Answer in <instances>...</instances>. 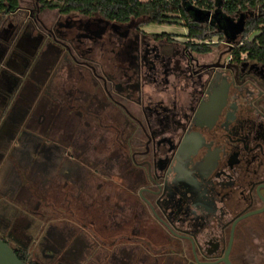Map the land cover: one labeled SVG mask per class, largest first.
<instances>
[{"label":"flooded vegetation","instance_id":"flooded-vegetation-1","mask_svg":"<svg viewBox=\"0 0 264 264\" xmlns=\"http://www.w3.org/2000/svg\"><path fill=\"white\" fill-rule=\"evenodd\" d=\"M53 11L34 0L0 23L1 70L22 36L36 45L0 109V133L22 111L0 147V238L39 264H264V64L234 57L226 16L204 21L218 40L200 52ZM70 124L100 133L101 160ZM83 177L111 204L87 203Z\"/></svg>","mask_w":264,"mask_h":264},{"label":"trees","instance_id":"trees-1","mask_svg":"<svg viewBox=\"0 0 264 264\" xmlns=\"http://www.w3.org/2000/svg\"><path fill=\"white\" fill-rule=\"evenodd\" d=\"M41 3L66 16L100 17L122 25L137 21L136 29L147 24L180 25L187 29L188 45L200 52L211 50L212 39L218 32L215 25L198 21L191 7L219 11L223 15L247 12L244 30L236 41L233 55L237 59L264 64V0H41ZM22 6V0H0V23ZM171 36L167 32L155 34L156 38L170 39ZM17 253L26 264H39L26 251Z\"/></svg>","mask_w":264,"mask_h":264},{"label":"rangeland","instance_id":"rangeland-1","mask_svg":"<svg viewBox=\"0 0 264 264\" xmlns=\"http://www.w3.org/2000/svg\"><path fill=\"white\" fill-rule=\"evenodd\" d=\"M23 2V6L24 7H29L32 5V3L34 2V0H22ZM57 14V11H53V12H50V14ZM246 13H236V14H233V15H230L232 16V18L235 20V21H238L241 17V14H244L245 15V18H246ZM228 14H225L224 16H227ZM68 19H71V21L73 23H76L75 25L77 26H84L86 28H97V31L98 33H101L103 30H107L106 32H113L115 33L116 36H122V37H126L128 34H133V32H137L136 30V27H137V21H134L132 23H129V24H116V23H110V22H107L103 19H101L100 17H92V18H86V17H83V16H80V15H76V14H73L72 17H69ZM143 26V25H142ZM204 26V24H203ZM4 31L2 33V37L3 39L5 37H7V29L10 28L9 25L6 23L4 25ZM143 29L147 32V33H160V32H163V31H166V32H169V33H172L174 34V36L176 38H178V41L180 42H184L186 40V34H187V29H185L184 27L180 26V25H158V24H147L145 26H143ZM146 38V37H145ZM21 39H26L25 37H21ZM35 39V38H33ZM148 40V38H146ZM214 40H218V38H214ZM1 42V41H0ZM28 43H31L30 41H27ZM32 45H34L33 43H31ZM0 45L3 46V42L0 43ZM1 46V47H2ZM30 53V51L28 52V54ZM110 58L111 56L113 55H109L107 54ZM14 56H18L20 58H26L27 57V54H24L23 50H22V47L20 45V43L18 44V47L17 49L15 50L14 52ZM24 58L22 60H24ZM108 118V117H107ZM77 127V126H76ZM77 128L75 129V125L73 124H70L68 125V128L66 127V130H63L61 133L63 134V136H67V138H70V136H72V134L74 133L75 135L77 134L78 138L77 140H79L80 142V148L81 150H85V154H82V156H87L88 158H92L93 159V162L96 163L98 162V159L101 160V158H98L97 155H100V154H103L102 153V149H103V144L102 142L99 141V139L101 138L99 135L100 133L93 130V129H88V128H82L78 131H76ZM96 138L98 139L97 141H94L96 140ZM99 144V146H95L96 144ZM112 162H109L106 166H110ZM91 166V163H89L87 166L83 165V168H82V171L84 172V175H88L89 171H87L86 169L90 170V167ZM86 168V169H84ZM52 173V172H51ZM73 183V181H71ZM82 182H83V185H82ZM74 185V184H73ZM77 188L76 189H81V187H83V195L84 193L87 194L86 196V201L87 203H90L92 201L95 200V198L97 197L99 199V203L101 204L102 203V197L105 198V201L106 202H112V200L109 198V194L112 193V190L114 189L111 185V187H109V185H103L102 184V179L98 178H88L86 179L85 177L82 178V181L79 180V183L78 185H76ZM97 188H99V191H97ZM54 188V186L52 187ZM115 191V189H114ZM96 192L98 193V195L96 194ZM116 192H118L116 190ZM121 193V191H120ZM120 195V194H119ZM121 198V197H120ZM119 197H115V199L113 200V203H118L119 205L122 204V198L120 199ZM109 204V205H110ZM108 207H111V208H115L116 210L118 209V212L121 213V210L120 209V206H117L115 207L114 204L113 206H108ZM106 209V208H105ZM64 228V224L60 225L59 223L56 224L54 227H52V231H57V232H60V230Z\"/></svg>","mask_w":264,"mask_h":264},{"label":"crops","instance_id":"crops-1","mask_svg":"<svg viewBox=\"0 0 264 264\" xmlns=\"http://www.w3.org/2000/svg\"><path fill=\"white\" fill-rule=\"evenodd\" d=\"M12 16V15H11ZM9 17V15L7 16ZM12 16L11 18H13ZM26 39H22V42L20 43L22 50L24 54L32 53L35 49V42L32 40V37L28 38L27 36L25 37ZM27 41H30L31 43H28ZM29 53V54H30ZM4 54V49L0 45V58ZM24 58V57H23ZM20 57H10V59L7 62V69L6 70H1L0 69V109L2 104L5 102V95H6V89H8V86L11 85V83L15 82V79L19 76L24 74L26 70L29 68V59L27 60V57L24 58ZM21 113L22 111L19 110L17 112H14L15 116H10L14 117L9 120L6 124L2 126V133H0V147H5L9 146L11 144V141L13 140L14 135H16L18 131V127L21 124Z\"/></svg>","mask_w":264,"mask_h":264},{"label":"water","instance_id":"water-1","mask_svg":"<svg viewBox=\"0 0 264 264\" xmlns=\"http://www.w3.org/2000/svg\"><path fill=\"white\" fill-rule=\"evenodd\" d=\"M195 18L198 21H206L212 16V11H204L202 9L191 7ZM220 14L219 11L215 12V15ZM226 28L230 31L228 43H233L237 40L238 36L243 32L245 25V15L241 14L238 21H235L232 16L227 15L225 17ZM0 264H26L14 251V249L0 238Z\"/></svg>","mask_w":264,"mask_h":264}]
</instances>
